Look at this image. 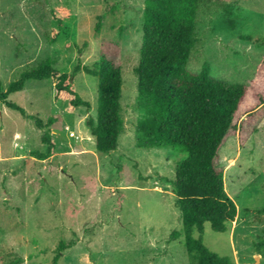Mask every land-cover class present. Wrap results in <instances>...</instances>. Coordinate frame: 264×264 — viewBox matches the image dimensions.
<instances>
[{
  "label": "rangeland",
  "instance_id": "374dc122",
  "mask_svg": "<svg viewBox=\"0 0 264 264\" xmlns=\"http://www.w3.org/2000/svg\"><path fill=\"white\" fill-rule=\"evenodd\" d=\"M146 0H0V80L4 91L25 71L50 58L62 73L94 68L102 47L119 45L123 65L124 132L118 148L103 153L87 123L96 117L98 78L81 69L74 85L89 105L71 110L56 99L51 79L29 80L8 100L41 118L56 153L34 119L0 99V264H190L171 181L186 154L172 148L137 147L143 116L136 67L140 61ZM104 15L100 32L99 16ZM62 21L56 42L54 29ZM197 42L189 69L204 63L211 75L247 84L236 124L264 101V0H202ZM249 37L251 39H249ZM227 193L238 206L226 233L205 225L211 251L236 264H264V120L243 146L239 132L220 151ZM195 236L199 233L196 230Z\"/></svg>",
  "mask_w": 264,
  "mask_h": 264
},
{
  "label": "trees",
  "instance_id": "16d2710c",
  "mask_svg": "<svg viewBox=\"0 0 264 264\" xmlns=\"http://www.w3.org/2000/svg\"><path fill=\"white\" fill-rule=\"evenodd\" d=\"M201 4L202 0H146L143 42L136 67L138 102L143 109L137 123L136 141L139 148H172L186 154L171 181L183 228L173 231L171 238L184 237L190 264H236L230 256L209 249L204 240L205 225L209 223L215 232L226 233L237 220L238 206L225 189L220 151L237 132L243 146L258 131L264 120V101L244 116L239 129L236 119L249 86L214 78L208 63L199 72L189 69L197 42ZM103 20L104 15L99 16L96 32H100ZM61 29L60 20L50 43L56 42ZM81 69L98 78L97 115L87 123L96 137L97 149L108 154L118 148L124 132L123 65L119 45L106 43L94 68L78 65L72 74L60 72L47 58L35 69L23 72L7 91L0 80V99L9 108L26 115L24 109L8 100L9 95L23 90L29 80L51 79L55 82L56 99L67 101L71 110L89 105L74 85ZM27 117L34 119L40 129H46L42 140L47 151L38 152V157L45 159L54 155L56 142L47 128L55 119L50 118L45 124L39 117ZM68 247L65 242L59 244L54 264H58ZM257 249L264 251V238Z\"/></svg>",
  "mask_w": 264,
  "mask_h": 264
}]
</instances>
